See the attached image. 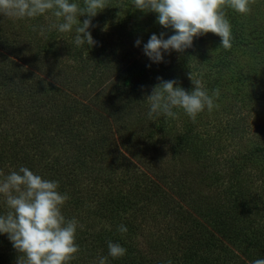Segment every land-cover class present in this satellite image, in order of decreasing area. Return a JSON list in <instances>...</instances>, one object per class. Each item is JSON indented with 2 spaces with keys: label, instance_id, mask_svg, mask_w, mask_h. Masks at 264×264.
I'll return each mask as SVG.
<instances>
[{
  "label": "trees",
  "instance_id": "trees-1",
  "mask_svg": "<svg viewBox=\"0 0 264 264\" xmlns=\"http://www.w3.org/2000/svg\"><path fill=\"white\" fill-rule=\"evenodd\" d=\"M51 21L0 16V173L24 166L59 181L57 190L69 197L62 215L82 225L75 234L79 251L69 264H96L107 257L108 241L126 249L121 257H108V264H252L264 258L260 196L232 183L239 171L228 175L227 159L194 144L190 134L172 132L168 117L150 120L143 94L156 69L174 72L179 66V79L191 84L186 91L193 87L189 74L209 93L217 89L221 73L230 69L238 32L228 49L220 38L211 39L207 51L213 55L206 52L201 60L210 65L198 74V66H190L193 54L165 55L160 63L135 57L131 36L103 47L94 33L97 18L88 29L92 46L77 47L71 34L55 31L45 40L32 30ZM167 152L174 163L165 160ZM189 157L199 161L196 174L186 165ZM151 159L155 164L147 170ZM201 179L224 182L228 195L199 194L193 185ZM7 210L0 195V214ZM19 255L0 234V264H17Z\"/></svg>",
  "mask_w": 264,
  "mask_h": 264
},
{
  "label": "clouds",
  "instance_id": "clouds-1",
  "mask_svg": "<svg viewBox=\"0 0 264 264\" xmlns=\"http://www.w3.org/2000/svg\"><path fill=\"white\" fill-rule=\"evenodd\" d=\"M251 0H131L130 4L143 12L156 13V22L165 29L173 30L165 38V33H152L143 43V54L152 63L163 62L170 51L182 52L192 47L194 38L207 32L220 37L219 45L231 47V25L224 8L246 14ZM107 5L106 0H0V16L12 20L34 19L50 13L55 19L47 25H32V30L45 40L51 32L70 33L72 43L77 47L92 46L93 40L90 18ZM87 15L83 21L81 15ZM140 39L134 46H140ZM149 66V65H146ZM193 87L186 91L174 79L160 80L146 96L147 117L175 118L174 109H182L191 121L199 113L215 106L219 89L209 90L201 80L193 79ZM143 87V86H142ZM59 181L45 179L29 168L20 166L7 174L0 173V195L7 206L6 213L0 214V234H7L12 247L20 254L17 264H69L79 251L75 243L78 224L75 217L66 219L61 206L69 198L67 193L57 189ZM120 232H126L125 225H119ZM107 257L101 256L96 264H108V257L117 258L126 249L118 242H107ZM252 264H264V258L255 259Z\"/></svg>",
  "mask_w": 264,
  "mask_h": 264
},
{
  "label": "rangeland",
  "instance_id": "rangeland-1",
  "mask_svg": "<svg viewBox=\"0 0 264 264\" xmlns=\"http://www.w3.org/2000/svg\"><path fill=\"white\" fill-rule=\"evenodd\" d=\"M106 2L107 5L94 17H91L99 20L98 33L96 30L94 31L95 37L97 38L100 34L98 38H102V45L107 48L115 45L113 41L123 43L131 36L129 46L134 56H140L151 62L143 54V43L147 42L152 33L159 35L160 32H164L165 38H167L173 30L160 26L155 20L156 13L135 9L130 4L131 0H106ZM249 7L250 10L246 14L238 13L231 8L229 11H224L231 25V32L237 31L238 36L232 46L230 69L221 73L222 81L217 87L219 96L215 99L213 109L211 111L205 109L199 113L194 122L182 109L175 110L176 117L174 119L170 117L166 119H169L167 127H171L172 132L190 134V141L194 144H199L205 150L208 147L209 154H220L219 156L227 159L225 162L226 173L229 175L233 170L239 171L235 177H230L232 183L242 184L241 186L246 190L245 193L259 195L260 198H257L256 201L258 205L263 204L264 206V0H251ZM86 16V14L81 15L78 20L83 21L87 18ZM43 17L48 20L55 19L50 13ZM233 20H235V25ZM138 26L140 30H138ZM205 34L194 38L192 47L182 52L170 51L167 55L181 58L193 54L194 60L190 66H198L197 72L201 74L207 70L205 65H210L206 61H203L205 65L201 63L202 55L212 48V40L220 38L211 33V37L203 39ZM136 39H140V46H134ZM207 54L212 56L213 52ZM186 66H188V62ZM179 67H174V72L156 69L147 83L145 92H143L145 98L160 80L174 79L182 88L188 89L190 82L186 83L187 79H179L177 71ZM209 70L216 71V68L211 67ZM158 77L160 80L157 79ZM146 109L148 110V104ZM3 126V123L0 122V131L5 130ZM201 141L206 143L201 145ZM119 146V150L132 159L127 150L122 145ZM156 159L159 158L156 157ZM165 160L174 163L173 152H167ZM185 161L187 167H192L193 174L198 173L199 161L191 159V157ZM146 164V169L150 170V165L155 162L151 159L149 164ZM179 167L181 166L179 165ZM201 175V173L198 174V179ZM222 180L227 184L229 176ZM221 183L222 185H219L218 182L210 181L207 184V181L203 179L194 180L193 190L205 195L207 193L215 196L217 194L228 195L229 190L226 184ZM229 208L232 206L230 205Z\"/></svg>",
  "mask_w": 264,
  "mask_h": 264
}]
</instances>
